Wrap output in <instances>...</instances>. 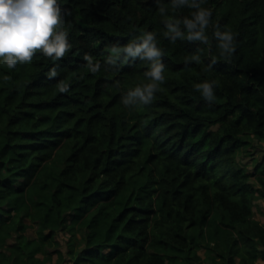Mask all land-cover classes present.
<instances>
[{
	"label": "trees",
	"instance_id": "trees-1",
	"mask_svg": "<svg viewBox=\"0 0 264 264\" xmlns=\"http://www.w3.org/2000/svg\"><path fill=\"white\" fill-rule=\"evenodd\" d=\"M58 3L68 54L0 65V264H202L200 248L209 264H264L253 215L264 156L253 171L237 158L264 142V0H205L211 46L164 37L165 20L193 11L170 0H159L164 15L157 0ZM216 25L235 35L228 61ZM144 31L163 52L165 81L150 104L125 107L149 62L106 60ZM85 54L100 63L95 74ZM193 54L201 63L186 64ZM205 81H215L211 102L195 89Z\"/></svg>",
	"mask_w": 264,
	"mask_h": 264
},
{
	"label": "clouds",
	"instance_id": "clouds-1",
	"mask_svg": "<svg viewBox=\"0 0 264 264\" xmlns=\"http://www.w3.org/2000/svg\"><path fill=\"white\" fill-rule=\"evenodd\" d=\"M158 11L164 15L166 8L159 3ZM205 0H170L172 9L187 7L192 9L190 18H170L164 21V37L175 43L176 40H186L189 43L199 42L211 46L206 30L209 28L212 10L202 5ZM65 15L70 12L64 10ZM62 9L58 0H0V65L7 69H15L18 64L31 63L39 53L53 61L63 59L71 49L68 42V33L63 30ZM219 50L220 57L230 60L236 50L235 35L230 29L221 30L215 26L212 33ZM112 55L107 57L106 63L116 66L117 61L128 63L137 59L149 62L150 67L144 73L147 83L136 86L122 95L121 103L125 107L136 104L148 105L155 98L164 83L163 52L157 47L156 36L153 32L144 31L133 41L123 45H112ZM83 59L87 62V70L93 74L100 70V63L94 62L91 55L85 54ZM201 63L198 54L185 57V63ZM212 59L206 70H212L216 64ZM57 76L55 68L48 73V78ZM7 82L10 77L5 76ZM215 81H205L195 85L196 91L208 102L215 99ZM60 93H66L69 85L64 81L57 84Z\"/></svg>",
	"mask_w": 264,
	"mask_h": 264
},
{
	"label": "rangeland",
	"instance_id": "rangeland-1",
	"mask_svg": "<svg viewBox=\"0 0 264 264\" xmlns=\"http://www.w3.org/2000/svg\"><path fill=\"white\" fill-rule=\"evenodd\" d=\"M264 156V142H259L257 140L253 141L252 145H250L247 148V151L245 149H241L240 152L237 155L238 161L240 164H243L247 167L249 171H253V164L255 162V159L259 158L261 159ZM253 215L254 217L262 224H264V197L257 196L254 201V207H253ZM26 234L30 237H33L35 235V227L30 226L27 229ZM68 234L66 232H60L57 235V239L62 245V249H66V240H67ZM12 241V240H10ZM197 253L201 257L202 264H209L212 260L209 259L206 256V252L204 251V248H200L197 250ZM56 254H53V259L55 258ZM262 263V260H258Z\"/></svg>",
	"mask_w": 264,
	"mask_h": 264
}]
</instances>
